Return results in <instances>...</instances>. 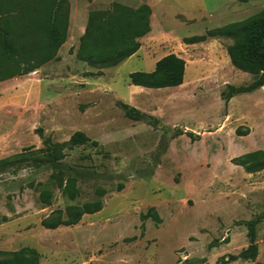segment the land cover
Segmentation results:
<instances>
[{
    "label": "rangeland",
    "instance_id": "obj_1",
    "mask_svg": "<svg viewBox=\"0 0 264 264\" xmlns=\"http://www.w3.org/2000/svg\"><path fill=\"white\" fill-rule=\"evenodd\" d=\"M114 3L149 4L151 32L131 59L86 64L77 52L89 15ZM11 6L18 50L32 64L47 52L57 59L41 65L47 83L35 70L0 81V250L33 248L39 264H264V74L232 64L230 37L185 42L250 20L264 0H0V18ZM49 12L67 30L61 55L42 22ZM176 51L182 85L131 83V72ZM77 131L90 141L71 144ZM69 178L74 199L61 185ZM99 203L76 224L43 225ZM151 208L161 222L142 218Z\"/></svg>",
    "mask_w": 264,
    "mask_h": 264
},
{
    "label": "trees",
    "instance_id": "obj_2",
    "mask_svg": "<svg viewBox=\"0 0 264 264\" xmlns=\"http://www.w3.org/2000/svg\"><path fill=\"white\" fill-rule=\"evenodd\" d=\"M12 8L14 6L7 8L6 11L3 10L0 18V81L34 71L53 57L57 59L54 53L51 55L47 52L42 58H34L36 63L32 64L33 56L18 50L10 26V20L15 18L12 12L16 8L13 10ZM22 13L23 11L19 10L16 17H20ZM151 14L152 9L148 4H142L134 9L114 3L111 10L91 11L87 29L81 37L77 52L78 57L89 65L98 68L120 64L139 50L141 46L139 38L151 31ZM42 22L46 28L49 25L48 39L57 46H61L67 39L66 27L62 28L58 24L55 14H51V12L46 14ZM29 28L30 26L27 27V31ZM219 35L234 40L232 44L228 45L227 51L235 67L253 74L261 72L264 74V9L250 20L228 23L207 31L205 34L188 38L186 42H200ZM185 71V59L175 53H169L157 61L154 70L149 72L134 71L130 73L129 78L132 84L148 88L175 87L183 84ZM253 88V85L232 86L230 96L236 93L249 92ZM88 141L90 138L83 131L75 132L69 140L71 144H83ZM5 162L6 159H1L0 165ZM262 168H264V164L258 169ZM248 169L252 170L251 168ZM61 185L63 186V193L71 199L76 198L78 188L75 186L73 178H69L64 185ZM40 198L44 203L50 204L51 191L47 187L42 188ZM101 209L99 203L97 207L83 210L76 215L70 213L68 220L61 219L54 223L44 220L43 225L47 228H56L61 224H76L81 220L83 214L95 213ZM142 218H152L155 222H161V217L155 208H151L142 214ZM254 224L255 221L250 223L249 236L251 242H254L255 238ZM0 257V264H39L40 261V254L29 247L17 251L0 250Z\"/></svg>",
    "mask_w": 264,
    "mask_h": 264
},
{
    "label": "crops",
    "instance_id": "obj_3",
    "mask_svg": "<svg viewBox=\"0 0 264 264\" xmlns=\"http://www.w3.org/2000/svg\"><path fill=\"white\" fill-rule=\"evenodd\" d=\"M165 0H160V3H163ZM147 4V3H146ZM149 5V4H148ZM150 6V5H149ZM151 7V6H150ZM151 9H152V7H151ZM152 14H153V9H152ZM152 14H151V17H152ZM239 19H233V21H231V22H234V21H238ZM241 20V19H240ZM230 23V22H229ZM151 24H152V21H151ZM216 27H219V25L218 26H216ZM213 28V27H212ZM151 29H152V27H151ZM207 29H211V28H207ZM206 29V30H207ZM151 32V31H150ZM205 32V31H204ZM208 40V39H207ZM207 40H204V41H200V42H195V43H189V42H186V44H195V45H197V44H200V43H203V42H205V41H207ZM67 41V40H66ZM65 41V42H66ZM65 42L63 43V45L65 44ZM62 45V46H63ZM62 46H61V48H60V50H59V55H61L62 54ZM64 47V46H63ZM141 48V47H140ZM139 48V50L135 53V54H133V55H131L128 59H131V58H133V57H135V56H137L139 53H140V49ZM173 53H175V54H177L178 56H180V57H182L183 59H184V56L181 54V53H179V52H173ZM158 60H160V59H158ZM158 60H156L155 61V65H154V67H153V69L152 70H154L155 69V67H156V63H157V61ZM84 63H86V62H84ZM87 64V63H86ZM186 66H187V64H186ZM93 68L91 67V66H88L87 68H86V70H92ZM151 70V71H152ZM147 72V71H146ZM33 73H35V75H36V78L38 79V80H40L41 81V83L42 84H44V83H47V82H49V81H51L52 79L49 77V74L46 72V66H41L40 68H38V69H36ZM83 78L85 79V82H90V81H92L94 78L93 77H91V76H83ZM184 83V82H183ZM182 85V84H181Z\"/></svg>",
    "mask_w": 264,
    "mask_h": 264
}]
</instances>
